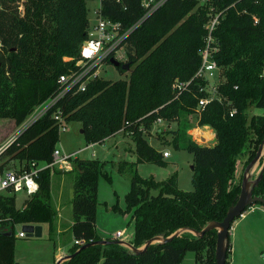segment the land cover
Instances as JSON below:
<instances>
[{
    "label": "trees",
    "instance_id": "16d2710c",
    "mask_svg": "<svg viewBox=\"0 0 264 264\" xmlns=\"http://www.w3.org/2000/svg\"><path fill=\"white\" fill-rule=\"evenodd\" d=\"M87 1L0 0V117L21 124L35 105L60 90V75L76 66L88 34ZM102 2L104 15L124 26L145 12L141 0ZM210 7L220 12L214 30L220 45L214 56L225 76L220 90L238 111L230 115L225 102H209L198 121L215 129L217 141L199 144L189 136L193 125L189 116L195 112L198 97L206 94L199 89L205 81L192 77L201 63L199 49L205 44ZM126 53L130 67L118 68L127 75L117 79L98 76L85 90L68 91L20 132L3 155H8L6 163L25 162L27 166L31 161H52L60 139L52 113L61 107L68 121L81 122L87 142H103L123 129L134 137L140 160L164 162L162 150L149 141L146 131L159 116L177 120L170 143L193 153V189L180 188L177 174L161 181L144 177L130 161L133 175L126 202L134 218L132 242L140 246L150 237L169 235L182 226L201 229L209 220L223 219L240 193L236 177L242 156L247 158L246 166L264 138V114H249L254 106L264 107V0H166L130 33ZM177 77L192 79L179 97L174 96L172 86ZM125 162L120 163V170L129 163ZM103 167L98 158L78 156L67 170L73 180L71 231L76 238L103 239L96 228L99 177L108 175ZM39 182V190L23 207L16 205L15 195L0 197L2 226L47 223L49 237L54 239L57 209L49 167L40 171ZM254 193L264 197V174ZM16 237L14 229L0 233V264L16 263ZM216 239L217 229L202 237L186 231L167 242L149 245L141 254L120 243H97L60 264H215ZM80 245L71 247L70 253ZM190 250L196 261L184 263Z\"/></svg>",
    "mask_w": 264,
    "mask_h": 264
},
{
    "label": "rangeland",
    "instance_id": "374dc122",
    "mask_svg": "<svg viewBox=\"0 0 264 264\" xmlns=\"http://www.w3.org/2000/svg\"><path fill=\"white\" fill-rule=\"evenodd\" d=\"M99 0H88L89 16L91 19L95 20L94 8ZM207 0H200L201 3H205ZM23 6L20 5V9ZM123 61H127V55L123 57ZM127 72L123 73L110 61L104 62L99 68V77H105L109 79H117L119 77H124ZM264 114V107L254 106L249 110V114ZM191 127L195 125L198 121V115L194 112L189 116ZM23 124V123H21ZM178 121L173 120V128L178 127ZM20 124H16L15 120L11 117H0V144L8 142L13 136L18 132ZM82 124L80 121L71 120L68 121L65 128L60 131V139L57 143V147L63 152L77 151L89 142L84 137L81 131ZM205 129H209L205 127ZM172 129L158 133L157 135H152L151 137L147 135L149 141L155 145L157 148L164 150H170V156L163 157L164 162H158L156 160H140L138 153L135 150V140L130 133H126L124 139H122L120 145L115 146V140L113 138L107 139L103 142H97L95 145L81 151L77 152L78 156L81 157H91L98 158L104 163V171L108 175L101 174L98 182V203H97V229L101 236L104 238L114 236V233L120 228L126 231L128 234L134 230V218L133 212L128 210L126 202V193L131 188L132 181V169L131 162L137 164V169L139 173L147 178L153 177L154 179L161 181L166 180L172 174H177L178 186L182 189L189 190L193 189L192 175L193 169V153L188 151L186 148H175L170 142L173 138ZM196 135H198L201 130H194ZM190 136V134H189ZM191 137V136H190ZM210 144L212 141L209 142ZM8 159V155L3 156V160ZM246 156H242V162L240 170L237 174V181L241 183L243 170L245 168ZM125 164V168L120 170V163ZM241 161V160H240ZM264 161V153L261 157L259 164L255 167L253 174L257 175L259 169ZM15 163V161L10 162ZM19 162L15 163L18 164ZM73 168V167H72ZM59 169V170H57ZM57 170V171H56ZM71 170V169H70ZM56 171V172H55ZM53 182H56L57 176H63L65 181V190L70 193L73 190V180L72 174L68 173L67 170L54 167L51 171ZM72 180V181H71ZM72 183V188L68 189L67 184ZM53 183V184H54ZM56 188H59L54 184ZM66 192V191H65ZM155 192V190H154ZM68 194V193H67ZM65 194L63 197H66ZM62 197V198H63ZM29 198L27 194L23 191L17 193L16 205L22 207L26 200ZM72 203V201H71ZM118 205V208H113L114 205ZM72 205V204H71ZM256 206V207H254ZM244 215H240L236 218L231 229V240L237 239L239 236L240 229L238 227V221L243 219V221L248 224L250 230L246 232L247 242H243L242 249L247 251L242 255H238V262H243L242 264H264V205L261 203H254L244 210ZM22 223H16L14 227L12 225H5L0 227V231L10 232L14 229L16 234L15 240V264H55L54 258L58 251L57 246L58 240L56 237L51 239L49 237V230L47 223L43 224V233L39 236H18L19 230L22 228ZM238 227V228H237ZM57 232V228H56ZM241 237L242 232H240ZM244 239V236L242 237ZM121 239V238H118ZM58 244V245H56ZM77 244V243H76ZM74 244V245H76ZM56 248V249H55ZM70 251V249H69ZM228 255V259L231 256ZM245 256V257H244ZM244 257V258H243ZM243 258V259H242ZM195 252L190 250L187 252L184 263H194Z\"/></svg>",
    "mask_w": 264,
    "mask_h": 264
},
{
    "label": "built area",
    "instance_id": "2783aa9c",
    "mask_svg": "<svg viewBox=\"0 0 264 264\" xmlns=\"http://www.w3.org/2000/svg\"><path fill=\"white\" fill-rule=\"evenodd\" d=\"M122 2V0H116ZM166 0H141L145 12L144 15L136 22L129 26H124L122 21L113 19L106 16L103 13V2L99 0L94 8L95 20L90 18L89 29L87 37L84 39L81 46V54L76 59V66L69 72L60 75L59 81L61 83L60 90L34 106L31 113L20 124L18 132L8 142L0 144V197L2 195H15L20 191H23L29 196V198L35 194L40 188V171L49 167L53 171L54 167H58L65 170H70L73 167V159L78 157L77 152H81L97 142H90L89 145L80 148L77 151L63 152L60 148L56 147L53 151V160L50 162H36L31 161L29 166L24 163L10 164L3 160V153L8 145L22 132L27 126L44 116L49 109L54 106L61 97H63L68 91L74 90L78 92L85 90L87 84L95 77L99 75L100 66L108 61V58L114 57L123 61V57L126 53V39L130 33L139 26L147 16L157 10L165 3ZM212 13L208 19L205 27L207 29L205 35V44L199 49L201 54V63L192 77H198L203 79L205 83L200 85L199 89L205 91V95L198 97V103L195 108V113L198 117L205 109L207 104L213 100L225 102L229 105L228 112L233 115L238 111V108L220 90V85L223 83L225 76L223 74V67L218 63L214 54L220 49L218 40L214 35V30L220 22V12H213L214 7H210ZM73 57H67L68 60ZM110 61V60H109ZM192 79L181 80L179 77L175 78L172 86L174 88V96L179 95L189 87ZM52 115L56 119L58 127L61 131L66 127L68 122L66 114L61 107H57L53 111ZM172 121L163 116L157 117L152 123L151 129L147 130L148 136L157 135L168 129H174ZM210 125L200 124L199 121L195 123L193 127L188 129V133L191 139L199 144H210L209 142L214 140V134L211 137H206L203 134L196 135L195 129L205 131V127ZM212 130V129H211ZM213 132V131H212ZM164 157L170 155L169 149L162 150ZM25 204V203H24ZM253 206V205H252ZM243 212L241 215H244ZM2 226V217L0 215V227ZM115 237H121V239L129 240L127 234L123 230H117ZM18 236L25 237L26 231L21 229L18 232ZM87 240L82 238H76L77 244H82Z\"/></svg>",
    "mask_w": 264,
    "mask_h": 264
},
{
    "label": "water",
    "instance_id": "95a60500",
    "mask_svg": "<svg viewBox=\"0 0 264 264\" xmlns=\"http://www.w3.org/2000/svg\"><path fill=\"white\" fill-rule=\"evenodd\" d=\"M110 62L115 66H121L124 69L130 67V62H122L119 59L114 57L110 58ZM83 132V128L81 129ZM264 153V138L260 143L256 155L247 163L243 170L242 179H241V190L240 193L235 197L234 201L230 204L226 215L223 219L209 220L201 229H196L189 226H182L177 228L169 235H155L148 238L142 245L136 246L132 241L126 239H99L94 241H86L80 245L74 252L68 253L60 257L55 264H60L62 261L74 257L81 249L88 247L92 244H106L109 242L120 243L125 246L130 252L141 254L143 253L149 245L156 242H167L173 239L175 236H179L182 233L188 231L193 234L202 237L207 231L211 229H217V239H216V249H215V264H226L228 260V249H229V240H230V230L236 218L240 216L244 210L254 203L262 202L264 204V197L254 193V188L259 184L260 180L264 174V161L259 169L257 175H254V169L259 164L261 157ZM194 166V164H193ZM3 227V226H2ZM23 230L26 231V236H39L43 233V224L42 223H24L22 225ZM0 233H12L0 231Z\"/></svg>",
    "mask_w": 264,
    "mask_h": 264
},
{
    "label": "crops",
    "instance_id": "0c3cea01",
    "mask_svg": "<svg viewBox=\"0 0 264 264\" xmlns=\"http://www.w3.org/2000/svg\"><path fill=\"white\" fill-rule=\"evenodd\" d=\"M206 125H209V124H206ZM211 129L210 128L206 129V131H213L212 133L215 135L214 136L215 138H214L212 143H215L217 141L216 131L212 126H211ZM126 133H129V132L122 129V130L118 131L116 134L108 137L107 139L113 138L115 140V143H114L115 146L118 147V145H120L122 139H124V136L126 135ZM203 133L204 132L201 131L198 133V135L203 134ZM107 139H105V140H107ZM53 179H52V195H53L54 204H55L56 209H57V218H56V228H57L56 234L57 235H56V237H57V240L59 241L58 242L59 246H57L58 251L56 252L55 258H54V262L56 263V261L60 257L70 253L69 249L71 247H73L74 244H76V242H75L76 237L73 235V233L71 231V226H72L73 221H74L73 220V214H72V205H71L72 204L71 201H72V198L74 195V191L71 190L69 193V192H67V190H65L66 185L64 184L65 179L63 176H57L55 183L53 182ZM53 183L56 184L59 188H56ZM67 186H68L67 187L68 189L69 188L71 189L72 183L70 182V185L68 183ZM65 194L67 196L63 197ZM254 207H256V206H254ZM42 224H44V223H42ZM96 224H97V222H96ZM249 224H250L249 222H248V224H246V222L243 221V219L238 221V227L240 226L239 229H240V232H242L244 239L242 238L243 236L241 237L240 232H239V236L237 239L231 240V237H230V251H229V253H231L230 254L231 256L228 259V264H242L243 263V262L239 263L237 259H238V255L240 254V252L243 255L247 251V249L243 250L241 247H242V244L244 241L248 243V239L246 237V232L248 230H250ZM96 228H97V225H96ZM48 230H49V228H48ZM118 230H123V229L119 228ZM124 233L127 234L126 231H124ZM230 235H231V230H230ZM114 236H115V234H114ZM127 236H128L130 241H133L134 230L132 232H129L127 234ZM101 237L104 238V236H101ZM117 238H121V237H117ZM58 244H56V245H58ZM185 256H184V258H185Z\"/></svg>",
    "mask_w": 264,
    "mask_h": 264
},
{
    "label": "bare ground",
    "instance_id": "6f19581e",
    "mask_svg": "<svg viewBox=\"0 0 264 264\" xmlns=\"http://www.w3.org/2000/svg\"><path fill=\"white\" fill-rule=\"evenodd\" d=\"M203 132H204L203 135H205L206 137H211V136H213L212 131H206V129H205V131H203Z\"/></svg>",
    "mask_w": 264,
    "mask_h": 264
}]
</instances>
